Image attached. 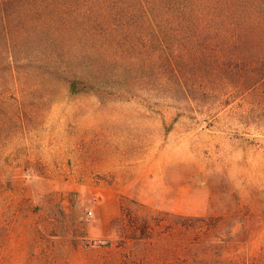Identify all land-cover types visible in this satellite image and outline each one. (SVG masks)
<instances>
[{
    "label": "rangeland",
    "instance_id": "1",
    "mask_svg": "<svg viewBox=\"0 0 264 264\" xmlns=\"http://www.w3.org/2000/svg\"><path fill=\"white\" fill-rule=\"evenodd\" d=\"M87 17L85 4L63 46L120 44L119 27ZM191 105L142 78L75 92L47 78L0 87V264H163L148 244L121 240L112 223L122 205L166 237V213L202 217L176 226L178 241L257 254L264 79Z\"/></svg>",
    "mask_w": 264,
    "mask_h": 264
},
{
    "label": "trees",
    "instance_id": "2",
    "mask_svg": "<svg viewBox=\"0 0 264 264\" xmlns=\"http://www.w3.org/2000/svg\"><path fill=\"white\" fill-rule=\"evenodd\" d=\"M85 4L92 24L122 30L115 49L62 45L74 40L71 26ZM261 68L264 0H0L1 88L47 78L75 92L101 80L142 78L193 109L206 95L249 90L264 79ZM123 208L112 223L121 240L148 244L166 256L163 264H264V244L251 255L224 243L178 241L176 226L189 230L202 217L166 213V237L148 214Z\"/></svg>",
    "mask_w": 264,
    "mask_h": 264
},
{
    "label": "built area",
    "instance_id": "3",
    "mask_svg": "<svg viewBox=\"0 0 264 264\" xmlns=\"http://www.w3.org/2000/svg\"><path fill=\"white\" fill-rule=\"evenodd\" d=\"M91 212V211H90Z\"/></svg>",
    "mask_w": 264,
    "mask_h": 264
}]
</instances>
